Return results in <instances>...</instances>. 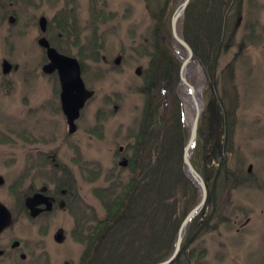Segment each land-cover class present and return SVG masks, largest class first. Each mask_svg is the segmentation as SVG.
Listing matches in <instances>:
<instances>
[{"label":"rangeland","instance_id":"rangeland-1","mask_svg":"<svg viewBox=\"0 0 264 264\" xmlns=\"http://www.w3.org/2000/svg\"><path fill=\"white\" fill-rule=\"evenodd\" d=\"M145 2L0 0V177L4 181L0 187L1 202L9 203L10 195L4 191L9 184L23 185V194L52 190L56 183L70 178L74 180L82 206L71 201L73 207L80 206L82 218L103 216L98 193L104 188L111 191L130 173L126 168L130 159L127 145L133 143L142 110V95L137 88L141 84L142 69L148 64L143 50L150 45L153 24ZM161 2L164 4L166 0ZM190 2L197 8V0ZM217 2L212 10L199 9L195 21L189 22L190 36L199 55L190 46L198 59L194 64L190 61L186 69L190 82L202 87L204 107L198 128L202 131L203 151L209 149L207 144L217 132L214 128L211 139H207V131L216 119L213 112L216 105L211 103L213 109L208 114V102L217 98L225 103L226 118L224 122L221 120L226 125L225 156L230 177L226 178L225 167L215 175L216 186L225 179L228 183L218 212L210 214V210L203 217L201 226L207 229L202 234L198 230L189 239L182 263L264 264V0H223L221 8L216 7ZM173 3L169 0L168 6ZM98 9L104 16L97 21ZM110 14L112 18L105 17ZM61 18L68 20L67 26ZM253 24L254 35L251 34ZM223 25L226 30L219 36ZM195 28L199 34L192 35ZM216 35L218 47L208 53L205 40ZM41 37L58 52L78 61L85 86L93 91V97L76 120V131L71 134L61 109L58 78L43 70V64L49 59L38 42ZM168 41L170 53L181 62L185 52L179 42L172 39L171 33ZM211 78L217 95L211 89ZM178 85L183 99V119L190 133L194 105L187 98L180 76ZM172 114L170 108L161 120L171 121ZM164 139L163 133L161 143ZM43 156L46 158L43 164L35 167ZM125 161L126 165H120ZM152 161L151 164H156L157 160ZM55 162L59 169L52 168ZM35 168L39 169L37 177L30 174ZM236 168L248 171L256 181L244 182L237 188L234 182L247 178L241 177ZM20 176L21 181H16ZM112 177L117 182L112 183ZM195 186L199 192L197 204L201 193ZM175 197H179V192L170 196ZM207 198L191 222L207 209ZM15 203L14 199V209ZM150 206L152 203L147 207ZM15 223L14 233L22 240L36 239L33 227L48 228L41 235L43 241H39V250L45 252L40 254L37 250L40 253L30 255L26 264H77L84 245L75 239L73 232L78 229L67 209L35 221L22 217ZM77 224L81 227V220ZM56 227L63 228L62 242L55 239Z\"/></svg>","mask_w":264,"mask_h":264},{"label":"trees","instance_id":"trees-1","mask_svg":"<svg viewBox=\"0 0 264 264\" xmlns=\"http://www.w3.org/2000/svg\"><path fill=\"white\" fill-rule=\"evenodd\" d=\"M173 1L172 6L171 4L168 6L169 0H166L164 4L161 0H146L145 2L153 24L150 30V45L143 50L144 54L148 56V64L146 68L142 69L141 84L137 88L142 95V110L133 133V143L127 145V151L130 150V159L126 168L130 173L124 181L117 182L112 177V183L117 182L118 185L111 191L104 188L101 193H98L104 208L103 216H92L88 220L82 218L84 214L80 212V206L79 208L73 207L72 204V201L75 200L77 205L82 206V201L78 198L79 193L74 180L70 178L56 183L54 189L44 191L46 194L61 195V189L67 190V196H65L67 209L75 219L78 229V232L76 230L73 234L75 239L84 245L77 264H152L166 259L172 252L181 219L198 201L197 187L183 171L182 154L188 138L189 127L186 126L183 119V99L178 85L180 61L176 59L173 52L170 53L168 41L171 33L170 16L178 0ZM215 1H218L216 7L221 8L223 0H197V8L190 2L178 21L181 36L197 55L199 52L191 39L189 22L195 21L199 9L212 10ZM95 16L98 21L104 15L98 9ZM112 16L110 14L105 17L112 18ZM61 19L64 26H67L68 20ZM225 30L223 25L219 36ZM195 31L197 32L195 33ZM193 32L192 35L199 34L197 28ZM204 34L201 30V35ZM217 36H211L205 40L208 53L218 47ZM210 82L211 89L215 92L212 78ZM214 100L208 102L210 108H207L208 114H210L213 109L211 103L216 105L213 111L216 119L207 131L209 140L213 129H217L216 134L212 136V142L209 143L211 147L207 144L209 149L203 151L200 143L202 131L201 128L200 130L198 128L196 145L191 156L193 166L204 176L208 191V207L193 222L189 223L180 245L179 254L170 264H183L185 252H188L189 239L198 230L202 234L204 229H207V227L201 226L202 219L210 210V214H214V211L218 212L220 199L224 193L223 189L228 184L225 179L216 186L218 179L215 175L222 170L221 167L226 168L225 153L228 148L225 147L226 125H223L226 118L225 103L217 98ZM170 108L173 113L171 121L161 120L162 114L168 112ZM219 119L220 122H218ZM163 133L165 139L161 143ZM154 158L157 160L156 164H151ZM45 159L43 156L41 163L34 164V166L43 164ZM40 168L44 169L42 166ZM52 168L59 169L53 164ZM38 170L35 168L30 174L37 177ZM228 170L224 169L227 174L226 178L230 177ZM236 170L242 175L241 177L247 178L246 180L241 179V182L237 181L238 183L234 182V186L237 185V188L242 187L244 182L254 183L253 181H256L254 177H250L248 171L246 172L242 168H236ZM68 175L71 177L69 171ZM22 176L16 181H21ZM24 190L23 185L14 187L12 184L13 197L18 209L21 210H24L23 198L27 193L22 194ZM176 192H179L180 198L171 199V194ZM180 201L182 206H180ZM150 203L152 206L147 207ZM152 210L154 211L151 213ZM209 217L210 215H207V218ZM212 217L211 215V219ZM78 220H81V227L77 224ZM194 229L195 231L192 233ZM181 256L183 257L181 258Z\"/></svg>","mask_w":264,"mask_h":264},{"label":"water","instance_id":"water-1","mask_svg":"<svg viewBox=\"0 0 264 264\" xmlns=\"http://www.w3.org/2000/svg\"><path fill=\"white\" fill-rule=\"evenodd\" d=\"M189 1L190 0H182L175 7L170 18V25L172 39L178 41L185 52V58L180 62L179 66L180 83L185 86L187 98H189L194 105V119L191 124L188 139L183 148V167L189 178H191L192 181L198 186L201 194L199 202L185 215L181 221L171 254L165 260L154 264H170L171 261L177 256L188 224L199 213L207 198V187L205 181L191 162V155L196 144L197 128L203 111L204 100L202 95V87H197L192 82H190L189 73L186 67L190 61L194 64V61H196L198 58L194 55L190 45L181 36L178 28V21L188 6ZM38 42L45 48L46 55L49 59L48 63L43 65V70L49 73L57 71L61 87V109L66 118L68 133L71 134L76 131V120L79 118L80 111L84 107L86 101L92 97L93 91L86 88L81 76L80 64L74 57L66 56L58 52L56 48L49 44L45 37L39 38ZM52 160H54V157ZM126 164L127 161L124 163L120 162V165ZM54 165L58 166V163L55 162ZM53 201L54 198L52 196L46 195L42 191H36L32 195L26 197L25 205L29 210V215L31 217H36L41 212L50 211L53 206ZM41 205H44V207H40ZM11 222V215L6 212L4 205L0 202V227L7 226L11 224ZM63 238V230L60 229L56 232L55 239L58 242H62Z\"/></svg>","mask_w":264,"mask_h":264},{"label":"flooded vegetation","instance_id":"flooded-vegetation-1","mask_svg":"<svg viewBox=\"0 0 264 264\" xmlns=\"http://www.w3.org/2000/svg\"><path fill=\"white\" fill-rule=\"evenodd\" d=\"M254 33H255V28H254V24H253V27L251 28V34L254 35ZM51 73H54V75L58 78L57 71H53ZM51 73H49V74H51ZM123 150L124 149H120V152H123ZM3 182L4 181H3V178L1 176L0 177V187L2 186V184H4ZM6 190H7L8 194L10 195V199L8 198L9 203L5 200L2 202L0 201V202L4 205L6 212H8L11 215L12 222H11V224H9L7 226L0 227V264H16V263L26 264L29 261V260H27V258H29L30 255L33 254L32 256H35L41 252L40 251L41 248L39 247L40 246L39 241H43L41 235L43 233H45V231H47L48 228L47 227H33L34 233H35L34 236L36 237V239L35 240H33V239H30V240H24L23 239L22 240V239H20V237L18 235H16L14 233V224H16L15 222H17L22 217H25L27 220L35 221L39 217L47 216V215L52 214L58 210H66L67 209V203L65 200V196H67V190L61 189V191H60L61 195H52V194H46L45 192H43L46 195L52 196L54 198L53 206H52V209L50 211L41 212L36 217H31L29 215V210L27 209V207L25 205L26 197L32 195L34 192L26 193V195L23 198L24 210H21V209H17L18 207H17L16 203H15L16 207L14 209V197L12 194V184H9L8 186H6V189L4 191H6ZM40 207L43 208L44 205H41ZM14 212H16V214H14ZM57 229L62 230L63 228L62 227H56V230ZM56 230H55L54 234H56V232L58 231V230L57 231ZM63 235H64V233H63ZM53 239H54V235H53ZM37 250H39L40 252H37ZM44 252L45 251L41 252L40 254H42Z\"/></svg>","mask_w":264,"mask_h":264}]
</instances>
